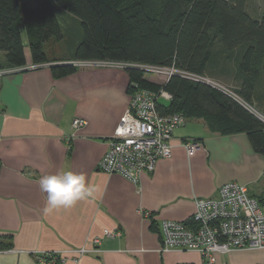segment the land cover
I'll return each mask as SVG.
<instances>
[{
	"label": "crops",
	"instance_id": "1",
	"mask_svg": "<svg viewBox=\"0 0 264 264\" xmlns=\"http://www.w3.org/2000/svg\"><path fill=\"white\" fill-rule=\"evenodd\" d=\"M241 54L233 53L218 76L234 88L244 79ZM8 71L0 77V264H43L40 254L92 249L95 238L100 252L65 264H204L197 252L161 253L162 223L188 221L197 198H217L230 182L254 198L264 193V156L247 134H212L196 119L175 131L172 156L138 184L101 171L131 101L126 69L78 68L64 78L54 77L49 65ZM251 101L264 113V69ZM75 119L86 125L74 130ZM189 140L202 145L193 156L182 145ZM63 171L84 174L93 194L48 209L39 179ZM105 230H121L123 237L105 238ZM217 264H264V249L218 255Z\"/></svg>",
	"mask_w": 264,
	"mask_h": 264
},
{
	"label": "trees",
	"instance_id": "2",
	"mask_svg": "<svg viewBox=\"0 0 264 264\" xmlns=\"http://www.w3.org/2000/svg\"><path fill=\"white\" fill-rule=\"evenodd\" d=\"M31 1L34 7L0 0V71L27 67L26 42L33 66L58 64L51 67L56 78L75 74L73 62L112 61L176 67L226 87L210 76L218 78L233 53L242 52L243 83L229 90L259 110L251 95L264 69V3L258 14L248 9L249 0ZM57 9L76 22V30L63 27ZM127 71L129 94L136 87L165 90L172 100L160 103L163 115L203 120L212 134L245 133L264 156V122L236 99L178 76L161 85L139 70ZM255 198L264 208V193Z\"/></svg>",
	"mask_w": 264,
	"mask_h": 264
},
{
	"label": "built area",
	"instance_id": "3",
	"mask_svg": "<svg viewBox=\"0 0 264 264\" xmlns=\"http://www.w3.org/2000/svg\"><path fill=\"white\" fill-rule=\"evenodd\" d=\"M72 64L77 68L136 69L146 76H162L164 81L161 85H166L171 77L178 76L223 92L264 122L254 108L240 100L231 90L204 75L176 67L124 62L77 61ZM39 67L42 66L32 65L14 71L35 70ZM7 73L9 71H0V77ZM162 100L170 101L172 96L165 90L154 92L135 88L128 110L109 142L108 152L99 163L101 171L122 175L138 184L142 174L153 173L160 160L172 156L174 133L184 127L188 120L181 114L163 115L160 112ZM85 125V120L81 119H75L72 123L76 131ZM182 145L188 156H193L202 146L197 140L185 141ZM160 231L161 253L197 252L204 264H217L218 255L264 249V208L250 195L247 187L230 182L220 188L217 198H197L195 213L188 221H164ZM104 237L115 240L122 238L123 233L121 230H105ZM91 243L92 249L40 254L39 261L43 264H65L72 257L73 261L78 262L85 255L100 252L98 246L101 239L95 238Z\"/></svg>",
	"mask_w": 264,
	"mask_h": 264
},
{
	"label": "clouds",
	"instance_id": "4",
	"mask_svg": "<svg viewBox=\"0 0 264 264\" xmlns=\"http://www.w3.org/2000/svg\"><path fill=\"white\" fill-rule=\"evenodd\" d=\"M39 187L46 193L48 209L71 205L76 200L91 196L94 191L86 183L84 174L72 171L42 176L39 179Z\"/></svg>",
	"mask_w": 264,
	"mask_h": 264
},
{
	"label": "rangeland",
	"instance_id": "5",
	"mask_svg": "<svg viewBox=\"0 0 264 264\" xmlns=\"http://www.w3.org/2000/svg\"><path fill=\"white\" fill-rule=\"evenodd\" d=\"M22 3L26 4V5H29L31 7H34V3L31 1V0H21ZM264 3V0H249V3H248V9H250V11L252 13H260V6H262ZM57 13L58 15L60 14V11H58L57 9ZM60 19H61V22L63 24V27L65 29H70V30H76L77 28V24L76 22H74L72 19H70L67 15H63V14H60ZM147 79H150V80H154L155 82L157 83H162L164 81V78L162 76H156V75H147L146 76ZM212 78H214L215 80L221 82L222 84H224L228 89L231 88L233 89L234 87L222 80H220L219 78H215L213 76H210ZM162 104L168 106L169 103L166 102V101H161ZM249 108V107H248ZM258 114H260L258 112ZM261 115V116H260ZM258 115L259 117L263 118L264 119V116L262 114ZM192 122V120L188 121V125H190Z\"/></svg>",
	"mask_w": 264,
	"mask_h": 264
},
{
	"label": "water",
	"instance_id": "6",
	"mask_svg": "<svg viewBox=\"0 0 264 264\" xmlns=\"http://www.w3.org/2000/svg\"><path fill=\"white\" fill-rule=\"evenodd\" d=\"M54 65H58V64H50L49 66H50V67H53ZM39 68H40V67H39ZM37 69H38V68H37Z\"/></svg>",
	"mask_w": 264,
	"mask_h": 264
}]
</instances>
